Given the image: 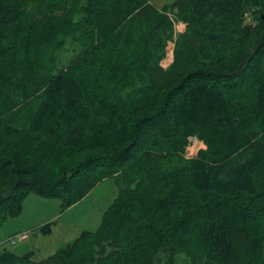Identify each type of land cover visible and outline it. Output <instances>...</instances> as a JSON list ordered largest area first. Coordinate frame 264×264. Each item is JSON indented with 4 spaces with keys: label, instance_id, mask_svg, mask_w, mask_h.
Instances as JSON below:
<instances>
[{
    "label": "trees",
    "instance_id": "16d2710c",
    "mask_svg": "<svg viewBox=\"0 0 264 264\" xmlns=\"http://www.w3.org/2000/svg\"><path fill=\"white\" fill-rule=\"evenodd\" d=\"M165 8L0 0V219L31 192L67 208L118 188L95 231L0 264H264V0H174L187 27L166 70Z\"/></svg>",
    "mask_w": 264,
    "mask_h": 264
},
{
    "label": "rangeland",
    "instance_id": "374dc122",
    "mask_svg": "<svg viewBox=\"0 0 264 264\" xmlns=\"http://www.w3.org/2000/svg\"><path fill=\"white\" fill-rule=\"evenodd\" d=\"M174 0H153L157 7L165 5V12L172 17L174 22V35L167 41L165 55L161 60L164 70L170 68L173 61V52L178 37L186 32V24L169 10ZM67 51L62 56L67 63L74 58L78 50L67 43ZM164 77V74H163ZM185 148L186 157H191L189 151L195 155L198 146L204 142L196 135H190ZM192 140L196 145L192 147ZM198 148V149H197ZM195 151V152H194ZM118 193V188L113 178H106L97 183L82 199L67 208L61 207V200L56 197H44L36 193H29L23 200L22 211L14 217L0 219V250L7 248L16 253L23 254L34 251L33 260L38 261L52 255L57 248L75 239L81 231H95L101 223L104 212L109 208ZM47 222H53L50 233H42L38 227ZM19 234L25 238L12 243L11 239ZM154 264H192L191 259L178 254L171 257L166 252L156 255Z\"/></svg>",
    "mask_w": 264,
    "mask_h": 264
},
{
    "label": "built area",
    "instance_id": "2783aa9c",
    "mask_svg": "<svg viewBox=\"0 0 264 264\" xmlns=\"http://www.w3.org/2000/svg\"><path fill=\"white\" fill-rule=\"evenodd\" d=\"M196 145V140H192V147H194ZM201 146H198V148H200ZM197 148V149H198ZM195 152V151H194ZM190 155L194 156L192 153H191V150L189 151ZM25 238V234H19L17 235L15 238H12L11 241L12 243H14L15 241H20L22 239Z\"/></svg>",
    "mask_w": 264,
    "mask_h": 264
}]
</instances>
